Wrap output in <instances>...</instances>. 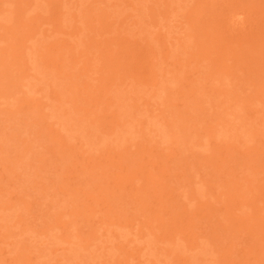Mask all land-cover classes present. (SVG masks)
Listing matches in <instances>:
<instances>
[{"label":"rangeland","instance_id":"rangeland-1","mask_svg":"<svg viewBox=\"0 0 264 264\" xmlns=\"http://www.w3.org/2000/svg\"><path fill=\"white\" fill-rule=\"evenodd\" d=\"M0 264H264V0H0Z\"/></svg>","mask_w":264,"mask_h":264}]
</instances>
